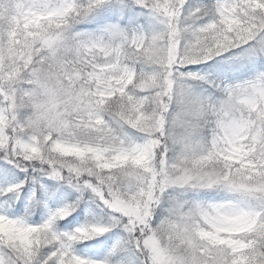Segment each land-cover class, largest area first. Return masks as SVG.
Instances as JSON below:
<instances>
[{"label": "snow or ice", "instance_id": "snow-or-ice-1", "mask_svg": "<svg viewBox=\"0 0 264 264\" xmlns=\"http://www.w3.org/2000/svg\"><path fill=\"white\" fill-rule=\"evenodd\" d=\"M0 264H264V0H0Z\"/></svg>", "mask_w": 264, "mask_h": 264}, {"label": "rangeland", "instance_id": "rangeland-1", "mask_svg": "<svg viewBox=\"0 0 264 264\" xmlns=\"http://www.w3.org/2000/svg\"><path fill=\"white\" fill-rule=\"evenodd\" d=\"M81 222H83V219H82ZM95 243H96L95 241L89 242V244H95ZM78 251H79L80 253L87 254V255H89V256H93V257L97 255V254L95 253V250L89 248L87 245H80V246L78 247ZM105 254H106V253H105Z\"/></svg>", "mask_w": 264, "mask_h": 264}, {"label": "trees", "instance_id": "trees-1", "mask_svg": "<svg viewBox=\"0 0 264 264\" xmlns=\"http://www.w3.org/2000/svg\"><path fill=\"white\" fill-rule=\"evenodd\" d=\"M83 219V218H82Z\"/></svg>", "mask_w": 264, "mask_h": 264}]
</instances>
